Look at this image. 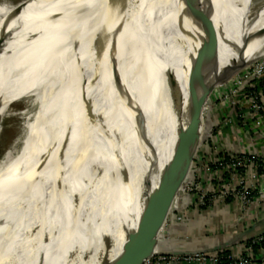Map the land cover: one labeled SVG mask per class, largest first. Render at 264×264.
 <instances>
[{
  "label": "bare ground",
  "instance_id": "bare-ground-1",
  "mask_svg": "<svg viewBox=\"0 0 264 264\" xmlns=\"http://www.w3.org/2000/svg\"><path fill=\"white\" fill-rule=\"evenodd\" d=\"M137 1L135 9L132 0L0 6V120L24 95L35 107L0 166V264H92L119 254L136 237L156 161L164 167L181 147L189 151L193 112L199 123L234 64L264 54V7L245 18L252 0ZM132 10L135 29H145L117 59V92L108 52ZM110 132L120 142L122 200ZM190 163L171 189L182 190ZM181 171L179 163L173 175Z\"/></svg>",
  "mask_w": 264,
  "mask_h": 264
},
{
  "label": "rangeland",
  "instance_id": "rangeland-1",
  "mask_svg": "<svg viewBox=\"0 0 264 264\" xmlns=\"http://www.w3.org/2000/svg\"><path fill=\"white\" fill-rule=\"evenodd\" d=\"M23 1L0 0V6H16ZM249 6L245 18L258 13L264 7V0H252ZM255 74L264 81V54L239 60L208 94L199 117V144L179 194V203L183 197L187 198L184 200L186 211L194 202L201 207L210 202L207 200L224 202L219 198L222 192L235 198L241 192L254 190L258 183L263 184L262 177L258 175L255 178V172H252L256 155L255 128L264 126V92L263 88H256L255 82H252ZM10 103L7 106L8 114L0 120V166L16 140L23 137L22 124L35 110L31 94ZM19 144L15 155L25 147L21 141ZM202 196L205 197L201 199ZM246 200L241 203L243 207L249 201ZM171 237L176 239L179 236Z\"/></svg>",
  "mask_w": 264,
  "mask_h": 264
},
{
  "label": "water",
  "instance_id": "water-1",
  "mask_svg": "<svg viewBox=\"0 0 264 264\" xmlns=\"http://www.w3.org/2000/svg\"><path fill=\"white\" fill-rule=\"evenodd\" d=\"M134 1V9L139 5L137 0ZM168 1V0H167ZM141 4V2H140ZM133 10L129 13L126 20L118 27L115 31V37H113L112 43L109 47V61H110V78L113 84V90H119V70L117 65V59L119 55L125 56L126 52V41L128 36L144 30L145 26L135 29V24H137L139 19L138 15H133L131 17ZM127 57V56H126ZM136 66L137 63L134 61L131 63ZM142 71L139 76H142ZM208 96V95H207ZM207 98V97H206ZM192 118L195 119V124L190 135L191 148L189 151H184L183 147L172 157V159L164 166L161 167L158 161L154 166L152 172V190L146 196L145 202L142 207V211L139 216L137 227L132 235L136 234V237L125 246V248L117 255L110 251H106L98 258L94 260L92 264H141L144 259L151 257L158 252L170 255H182L189 253H200V252H215L218 247H214L211 250L205 248L200 249H185L181 251H169L157 249L158 241L163 234V227L170 214L172 205L178 195L176 187L171 189V186L176 184L177 186L181 182L184 173V169L191 161L192 151L197 149L199 144V136L197 134L198 123H197V113L193 112ZM111 139V155L113 161V182L114 187L117 192V197L122 200L123 192L120 189V179H122V154L119 149V140L114 132H110ZM182 168L179 175H173L174 168L178 166ZM167 231V228L165 229ZM138 232V234H137ZM168 232V231H167ZM169 233V232H168ZM100 236V235H99ZM101 238V237H100ZM170 239V240H177Z\"/></svg>",
  "mask_w": 264,
  "mask_h": 264
},
{
  "label": "crops",
  "instance_id": "crops-1",
  "mask_svg": "<svg viewBox=\"0 0 264 264\" xmlns=\"http://www.w3.org/2000/svg\"><path fill=\"white\" fill-rule=\"evenodd\" d=\"M255 154L263 157L264 160V126L255 128ZM255 178L258 176L256 168ZM251 172V173H252ZM262 177L264 187V175ZM224 188V187H223ZM217 191H219L217 189ZM172 205V213L168 215L167 231L172 235H178L177 240L166 239L164 236L169 235L165 231L160 237L157 244V249L181 251L185 249H200L205 248L211 250L218 247V250L213 254L227 252L226 255H232L237 252H244L247 242L251 237L264 233V198L263 201H248L245 207L235 197H228L222 192L224 197L219 194L220 199L224 202L215 199V202L207 203L201 207L194 202L193 205L186 211L184 209L185 199L179 203V194ZM218 196V195H217ZM226 196V197H225ZM196 199V198H194ZM171 212V211H170ZM189 239H187V238ZM264 246L253 248L255 253L263 251ZM156 264H199L197 261L186 262L183 259L172 260L169 263L156 262ZM216 264V263H210Z\"/></svg>",
  "mask_w": 264,
  "mask_h": 264
},
{
  "label": "built area",
  "instance_id": "built-area-1",
  "mask_svg": "<svg viewBox=\"0 0 264 264\" xmlns=\"http://www.w3.org/2000/svg\"><path fill=\"white\" fill-rule=\"evenodd\" d=\"M255 77H258V75L255 74ZM259 159H260L259 156L255 155V159H254L255 164L253 165V168L256 167V164L257 162H259ZM259 193H260V196L264 198V191H259ZM248 194L249 193L247 191L241 192L240 194L236 195V198L241 203H243L246 199L249 200ZM204 197L205 196H202L201 199H203ZM167 227H168V222L166 220L164 227H163V231H165ZM168 234L169 235H165L164 237L166 239H171L172 235L170 233ZM247 243H250V244L246 246V248L244 249V252H237L235 254L229 255L227 256V262H222V263L220 262V263L221 264H264V250L259 251V253H255V251L253 250L254 245L259 244V243H264V233L251 237V239ZM177 259H183L186 262L197 261L199 264H210V263L218 264L220 257L219 255H217V253L213 254L211 252H200V253H195V254L187 253V254H182V255H170V254H164L162 252H158L157 254L144 259L141 264H156V262L158 263L161 261L162 262L166 261L167 263H169L170 261L177 260Z\"/></svg>",
  "mask_w": 264,
  "mask_h": 264
},
{
  "label": "trees",
  "instance_id": "trees-1",
  "mask_svg": "<svg viewBox=\"0 0 264 264\" xmlns=\"http://www.w3.org/2000/svg\"><path fill=\"white\" fill-rule=\"evenodd\" d=\"M252 82H255L256 88L257 87L263 88V92H264V81H263V79H259L258 77H255V80H253ZM256 88H255V92H257ZM229 95L230 94H228L227 96H229ZM255 168H256V173L258 175H262V174L264 175V161H263V159H259V162H257L256 167H254V171H255ZM259 191H264V187H262L261 185L259 186V183H258V185H255V189L249 192V194H248L249 200L250 201H255V200L263 201V197L260 196ZM248 244H250V243H247V245ZM261 246H264V243L256 244L253 246V248L255 250V248L261 247ZM226 253H227L226 251L219 253L220 259H219L218 264H221L222 262H227V256L228 255H226Z\"/></svg>",
  "mask_w": 264,
  "mask_h": 264
}]
</instances>
